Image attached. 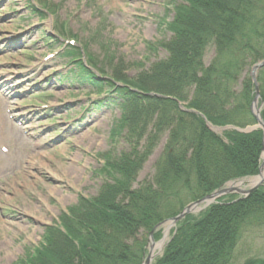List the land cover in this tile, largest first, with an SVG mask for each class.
Instances as JSON below:
<instances>
[{
    "label": "trees",
    "instance_id": "1",
    "mask_svg": "<svg viewBox=\"0 0 264 264\" xmlns=\"http://www.w3.org/2000/svg\"><path fill=\"white\" fill-rule=\"evenodd\" d=\"M167 27L170 38L155 43L167 56L135 76L110 54L97 58L89 38L81 47H65L67 77L112 92L121 116L111 139L124 138L128 149L104 155L100 172L108 179L98 193L81 195L60 215V223L46 227L40 245L15 264H142L157 224L227 181L259 172L262 130L217 134L202 115L218 126L256 123L250 108L255 84L244 72L264 58V0H180ZM60 31L59 36L78 40L64 27ZM211 44L214 56L206 64ZM101 48L108 50L103 41ZM257 79L264 102V67ZM164 135L152 179L135 186ZM234 198H221L178 222L152 264H230L243 231L264 219V187ZM154 237L160 239L162 229ZM243 264H264V257Z\"/></svg>",
    "mask_w": 264,
    "mask_h": 264
},
{
    "label": "rangeland",
    "instance_id": "2",
    "mask_svg": "<svg viewBox=\"0 0 264 264\" xmlns=\"http://www.w3.org/2000/svg\"><path fill=\"white\" fill-rule=\"evenodd\" d=\"M49 1L58 5L57 17L67 29L82 41L91 40L97 58L110 54L135 76L167 56L162 46L149 43L170 38L167 23L180 0ZM53 23V17L33 14L29 0H0V264H14L34 251L46 226L58 221L80 195L98 193L108 179L99 170L104 155L128 149L125 139L110 136L121 115L109 100L112 92L100 93L94 86L62 77L69 65L50 48L56 44ZM102 41L108 50L100 47ZM213 56L211 44L205 63ZM251 69L252 65L244 74H251ZM166 139L164 135L154 148L135 186L153 177ZM252 223L243 231L230 264L264 257V219ZM173 229L175 234L177 227ZM162 250L153 249L158 256Z\"/></svg>",
    "mask_w": 264,
    "mask_h": 264
},
{
    "label": "water",
    "instance_id": "3",
    "mask_svg": "<svg viewBox=\"0 0 264 264\" xmlns=\"http://www.w3.org/2000/svg\"><path fill=\"white\" fill-rule=\"evenodd\" d=\"M264 66V59L259 61L258 63L254 64L251 70V76L252 79L255 83V96L253 98V102L251 105V110L253 112V115L255 116L256 120H257V124L254 126H247L245 128H241V127H236L233 125H227V126H216L211 124L209 121H207V125L209 126V128H211L214 132L216 133H222L224 130L226 129H236L240 132H244V133H248L253 131L255 128L257 129H262L263 130V147H262V158H263V162L260 166L259 169V176H254L253 178L258 179L256 182H254L250 188L245 189V188H241L239 186H226L231 182L234 181H239L240 183H245L248 182L244 177V178H240V179H235L233 181H229L227 182L225 185L221 186L220 188H218L217 190H215L213 193H210L208 195H206L205 197L192 202L190 204H188L178 215L171 217L161 223H159L154 230H152L150 237H149V253L147 258L145 259V261L142 264H152L153 259L155 258V256L157 255L156 253H154L153 249L155 248V246H160L161 248H164V245L166 243V239L168 237V234L170 232V229L173 226H176V224L182 220L183 218H185L189 213L195 212V211H200L203 210L204 208H206L207 206H209L212 203H215L217 201V199L225 194L228 193H233V192H238L240 194H243V196H247L250 193H252L255 189L259 188V186L264 184V176H263V169H264V119L263 116L261 114V108L263 105V102H261L260 106L258 105L259 103V99H260V90H259V85H258V81H257V71L262 68ZM164 226V231H163V237L159 240L156 241L154 239V232L156 229H159L161 227ZM169 239V238H168Z\"/></svg>",
    "mask_w": 264,
    "mask_h": 264
},
{
    "label": "bare ground",
    "instance_id": "4",
    "mask_svg": "<svg viewBox=\"0 0 264 264\" xmlns=\"http://www.w3.org/2000/svg\"><path fill=\"white\" fill-rule=\"evenodd\" d=\"M167 28H168V27H167ZM171 34H172V33H171ZM259 70H260V69H259ZM259 70L257 71V76H258ZM257 81H258V79H257ZM258 105H259V103H258ZM255 125H256V124H255ZM253 126H254V125H253ZM254 130H259V129L255 128ZM263 176H264V172H263ZM257 180H258V179H255V178H254V179H251L249 183H250V184H253V183L256 182ZM239 184H240L239 181H238V182H232L231 184H229V186H234V187H235V186H239ZM171 229H172V228H171ZM171 229H170V230H171Z\"/></svg>",
    "mask_w": 264,
    "mask_h": 264
}]
</instances>
